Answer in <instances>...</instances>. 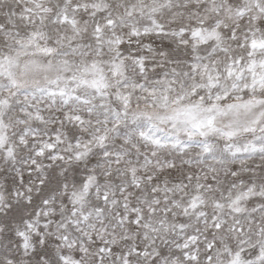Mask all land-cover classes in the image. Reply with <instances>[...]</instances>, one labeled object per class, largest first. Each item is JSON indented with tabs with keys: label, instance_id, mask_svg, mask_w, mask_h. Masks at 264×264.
I'll list each match as a JSON object with an SVG mask.
<instances>
[{
	"label": "snow or ice",
	"instance_id": "snow-or-ice-1",
	"mask_svg": "<svg viewBox=\"0 0 264 264\" xmlns=\"http://www.w3.org/2000/svg\"><path fill=\"white\" fill-rule=\"evenodd\" d=\"M0 264H264V0H0Z\"/></svg>",
	"mask_w": 264,
	"mask_h": 264
}]
</instances>
